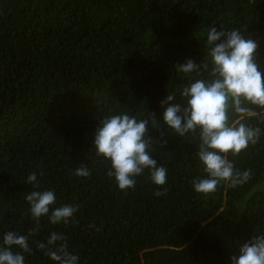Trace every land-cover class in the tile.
Returning a JSON list of instances; mask_svg holds the SVG:
<instances>
[{
    "label": "trees",
    "instance_id": "16d2710c",
    "mask_svg": "<svg viewBox=\"0 0 264 264\" xmlns=\"http://www.w3.org/2000/svg\"><path fill=\"white\" fill-rule=\"evenodd\" d=\"M221 23L256 41L264 69V0H0V232L37 227L24 201L34 171L78 211L67 225L41 220L31 239L63 231L82 264H229L264 231V122L248 121L260 139L229 154L252 170L250 181L203 196L190 184L200 173L197 137L178 136L162 120L160 102L173 94L169 103H182L179 90L190 82L175 64L202 63V33ZM109 111L148 121L165 185L145 173L120 190L106 175L91 143ZM80 164L89 177L74 174ZM33 250L29 264H49Z\"/></svg>",
    "mask_w": 264,
    "mask_h": 264
},
{
    "label": "clouds",
    "instance_id": "9594fccd",
    "mask_svg": "<svg viewBox=\"0 0 264 264\" xmlns=\"http://www.w3.org/2000/svg\"><path fill=\"white\" fill-rule=\"evenodd\" d=\"M218 25L202 33V63L189 58L174 66L177 74L190 78L179 90L183 102L169 103L175 99L173 94L160 102L162 107L167 105L162 120L168 128L181 137H197L195 155L200 173L190 184L203 196L216 193L221 186L235 189L250 181L252 170L237 168L229 154L239 156L260 139L262 129L248 121L264 122V69L255 60L258 45L241 29ZM201 70L209 75L200 77ZM230 111L237 119L230 121ZM147 124L146 119L128 111H109L97 119L91 145L95 155L106 162V175L120 190L134 188L137 178L145 173L155 185L167 183L168 169L152 156ZM74 174L87 178L91 169L80 164ZM43 175L40 171L39 176ZM26 183L31 188L24 193V201L37 227L27 233L11 229L0 232V264H29L33 245L49 264H82L63 231L51 230L42 240L31 239L41 220L53 226L67 225L78 206L59 203L55 189L43 187L35 171L27 175ZM156 195L162 193L157 191ZM229 264H264V231L240 244L238 254L229 257Z\"/></svg>",
    "mask_w": 264,
    "mask_h": 264
}]
</instances>
